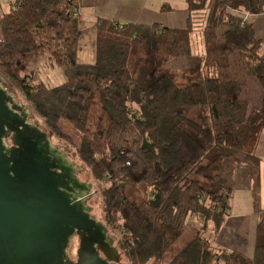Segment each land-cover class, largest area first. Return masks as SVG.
<instances>
[{
	"label": "trees",
	"instance_id": "obj_1",
	"mask_svg": "<svg viewBox=\"0 0 264 264\" xmlns=\"http://www.w3.org/2000/svg\"><path fill=\"white\" fill-rule=\"evenodd\" d=\"M73 3L14 0L1 17L0 74L91 170L123 262L264 264V214L250 258L211 236L228 215L232 169L245 165L260 183L264 53L241 13L263 12L261 0H187L185 29L100 20L93 64L77 60L83 32ZM197 30L206 37L205 66L229 75L174 66L191 55ZM35 58L62 67L66 82H36L25 73ZM188 215L203 227L187 235Z\"/></svg>",
	"mask_w": 264,
	"mask_h": 264
},
{
	"label": "water",
	"instance_id": "obj_2",
	"mask_svg": "<svg viewBox=\"0 0 264 264\" xmlns=\"http://www.w3.org/2000/svg\"><path fill=\"white\" fill-rule=\"evenodd\" d=\"M6 85L0 74V264L119 263L115 238L92 215L93 185Z\"/></svg>",
	"mask_w": 264,
	"mask_h": 264
},
{
	"label": "crops",
	"instance_id": "obj_3",
	"mask_svg": "<svg viewBox=\"0 0 264 264\" xmlns=\"http://www.w3.org/2000/svg\"><path fill=\"white\" fill-rule=\"evenodd\" d=\"M73 1L78 4L79 10L83 14V18L79 22L78 27L79 30L83 32L78 37V62L81 55V39L86 33L88 35L93 34V38L95 37V39H97L95 26L100 20L113 21L121 25H159L161 27L173 29H185L187 27V19L189 17L187 0ZM261 2L263 4V12L257 14H246L254 16L264 14V0H261ZM11 10L12 7H10L5 14H8ZM246 14L241 13V17L245 23L253 25L255 32V26L252 22L246 19L244 16ZM2 16L0 15V23ZM171 16L179 18L178 24L175 27L165 25V20L171 18ZM184 24L186 25L185 27L182 26ZM196 32H201V35L204 37V50L206 51V37L204 36L203 31L197 30L193 33ZM257 38L260 39L262 44V38L259 36ZM204 57L205 56L203 55V59ZM91 59H93V57H91ZM207 69L213 68L208 67ZM252 90H254V93L258 91L255 88ZM260 134L261 136L259 137L255 149V155L260 159V183L258 187L255 188L254 179H252L250 172L245 165L233 168L229 176L230 186L232 189L229 197L230 208L227 212L228 215L222 224V229L216 236L215 234L213 235V232L211 231V236H214L213 240L215 246L224 248L231 252L235 251L244 257L246 256L249 258L252 257L255 252L257 222L260 215L264 214V129Z\"/></svg>",
	"mask_w": 264,
	"mask_h": 264
},
{
	"label": "rangeland",
	"instance_id": "obj_4",
	"mask_svg": "<svg viewBox=\"0 0 264 264\" xmlns=\"http://www.w3.org/2000/svg\"><path fill=\"white\" fill-rule=\"evenodd\" d=\"M14 0H0V15H4L5 12L12 7V3ZM177 15V14H174ZM246 19L250 22H252L255 26V34L257 37L262 38V47L261 52L264 53V14H259L257 16L246 14L244 15ZM179 18H176L175 16H171V18L165 20V25L170 27H175L178 24ZM185 27L186 25H182ZM3 38V35L1 34L0 30V39ZM96 41L95 37L93 38V34L88 35L87 33L85 36L81 39V55L79 62L85 63V64H93L96 61ZM191 55L189 57H186L184 59L176 60L174 63V66H201L203 69L207 70V73L209 76H218V77H225L226 75H229V73H224L218 69H207L208 67L204 64V37L201 35V32H196L191 34ZM83 48V51H82ZM83 52V53H82ZM92 54V55H91ZM93 57V59H91ZM91 60V61H89ZM29 75H34L36 77V82H43L47 86L50 87H59L63 85L66 82V76L65 71L62 67L55 66L51 67L49 65V61L47 58H39L34 59L31 63H29L28 68L25 72ZM2 75V74H1ZM5 78V77H4ZM5 81L7 83V89L10 93L14 94L17 101L25 105L31 113L30 122L33 124L39 125L41 128H43L48 134L52 137L53 145L61 149L68 157L69 159L77 166V175L80 178L82 182L91 183L93 185V191H96V193L91 197L89 200V205L92 207V215L98 220L104 223L103 213H102V205H103V199H102V193L100 186L95 182L91 170L82 163V161L79 159V157L76 154V151L69 145L66 141L57 139L54 137L49 130L45 127L42 120H40L33 112L32 108L24 101L23 96L20 94V92L11 84V82L5 78ZM186 224V233H192L194 229H201L203 227V220L202 218L198 216H192L188 215L185 216L184 221ZM105 224V223H104ZM109 233L111 236L115 238V245L118 247V237L119 233L117 230H111L109 228ZM79 246V240L77 237H75L70 245L69 248V257L72 260H76V252L78 250ZM119 248V247H118ZM122 255V253H121ZM121 261H123V255L121 258ZM149 264H157L155 261H150Z\"/></svg>",
	"mask_w": 264,
	"mask_h": 264
},
{
	"label": "built area",
	"instance_id": "obj_5",
	"mask_svg": "<svg viewBox=\"0 0 264 264\" xmlns=\"http://www.w3.org/2000/svg\"><path fill=\"white\" fill-rule=\"evenodd\" d=\"M71 9L73 11V17L77 20V21H81L83 18V14L81 13V11L79 10L78 4L73 3L71 5ZM110 264H126L123 261H119L118 262H114V263H110Z\"/></svg>",
	"mask_w": 264,
	"mask_h": 264
}]
</instances>
